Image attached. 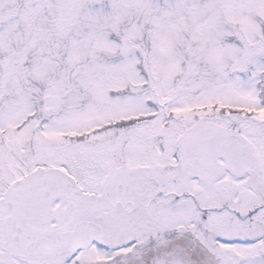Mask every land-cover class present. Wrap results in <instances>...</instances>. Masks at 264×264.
<instances>
[{
	"label": "snow or ice",
	"instance_id": "snow-or-ice-1",
	"mask_svg": "<svg viewBox=\"0 0 264 264\" xmlns=\"http://www.w3.org/2000/svg\"><path fill=\"white\" fill-rule=\"evenodd\" d=\"M0 264H264V0H0Z\"/></svg>",
	"mask_w": 264,
	"mask_h": 264
}]
</instances>
